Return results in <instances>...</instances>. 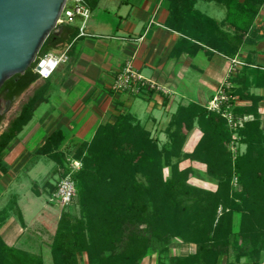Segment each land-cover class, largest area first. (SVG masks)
<instances>
[{
	"label": "trees",
	"instance_id": "trees-1",
	"mask_svg": "<svg viewBox=\"0 0 264 264\" xmlns=\"http://www.w3.org/2000/svg\"><path fill=\"white\" fill-rule=\"evenodd\" d=\"M220 1L227 7V21L193 10V1L172 0V17L167 23L192 32L187 35L234 57L243 43L264 38V20H256L264 0ZM62 26L60 35H49L39 55L75 31L71 25ZM34 66L9 78L0 95L14 102L40 77ZM230 79L236 84L231 91L240 99L251 100L247 105L235 104L234 113L253 115L236 131L228 126L222 112L189 102L172 114L164 142L132 114L124 113L114 123L101 126L90 142L82 144L74 156L82 162L81 167L72 170L67 164L62 173L65 176L72 171L78 213L72 212L73 204L62 208L50 243L52 264H140L155 245L157 264H261L264 126L258 105L262 96L251 93L250 87L252 83L264 85V70L246 65ZM32 110L33 102L25 103L0 134V160L31 119ZM4 120L0 102V128ZM195 126L201 136L188 151L186 141ZM236 132L246 143L245 152L237 156L230 146ZM62 137L56 131L46 144H58ZM46 146L42 148L44 153L65 164L61 151H51ZM186 159L206 164L207 177L216 183L214 190L189 182L199 172L191 165L182 167L181 161ZM57 182L51 184L49 195L56 190ZM18 208L13 197L0 209V228ZM174 240L192 243L195 250L171 254ZM84 255L87 261L82 263ZM0 264L47 263L42 254L10 245L0 233Z\"/></svg>",
	"mask_w": 264,
	"mask_h": 264
},
{
	"label": "crops",
	"instance_id": "crops-1",
	"mask_svg": "<svg viewBox=\"0 0 264 264\" xmlns=\"http://www.w3.org/2000/svg\"><path fill=\"white\" fill-rule=\"evenodd\" d=\"M86 1L91 7V16L86 22L87 34H79L82 21L77 17L68 24L75 31L49 49L67 48L68 60L50 77H39L22 93L19 101L10 102L8 106L15 114L6 128L25 103L33 102L31 119L10 142L0 160V209L13 197L19 207L0 228L10 245L20 247L16 242L21 232L30 227L16 191L21 175L30 176L31 170L41 162L55 161L59 165L50 153H44V146L51 151L75 150L90 142L101 126L114 123L124 113L132 114L164 142L166 128L178 106L189 102L207 106L223 86L228 94L235 96L231 91L236 86L230 79L233 74L246 65L264 70V38L255 43H243L239 52L229 57L187 35L192 32L170 27L167 22L172 17V0ZM192 1L193 10L217 21H227V7L222 1L185 0ZM187 11L185 8V13ZM256 20H264V5ZM234 59L241 61V65L234 63ZM128 62L164 89L140 93L115 91L112 84ZM252 84L251 93L264 95L263 84ZM236 103L247 105L251 100L239 98ZM261 107L260 112L263 111ZM247 116L252 114L242 117ZM56 131L61 132L62 139L58 144H46ZM15 214L21 215L22 229L16 225ZM34 229L49 227L41 220ZM9 232L12 233L10 240L15 241L7 239ZM52 239L42 241V245L50 247Z\"/></svg>",
	"mask_w": 264,
	"mask_h": 264
},
{
	"label": "rangeland",
	"instance_id": "rangeland-1",
	"mask_svg": "<svg viewBox=\"0 0 264 264\" xmlns=\"http://www.w3.org/2000/svg\"><path fill=\"white\" fill-rule=\"evenodd\" d=\"M235 88L236 87H234V89ZM233 94L236 97L234 96V99L230 98L228 101H230L229 103L232 104V108L234 109L235 104H237L236 101L237 99H239V97L234 92ZM22 96L23 94L19 96L16 99V101L17 100L19 101L22 98ZM262 99H264V95H262ZM258 105L260 107L262 106L261 110L263 111H261V118L264 126V100L263 102L259 101ZM14 114L15 111L9 108V110L5 114V120L3 121L0 132L6 128L7 122ZM235 116L236 118H238V120L235 121L236 124L235 125L230 124L231 126H233L232 128H234L235 131L238 130V128H240L241 126H243V123L246 120L253 118V115L247 116L248 119H244V117L238 116L236 114ZM156 135L157 134L154 133V136ZM200 136H201V130L199 129L198 126H195L189 132L185 149L191 151L194 148ZM165 139H167V137H165ZM230 146L233 151V155L235 156L244 153L246 150V143H243L241 141V138L237 132L234 134V136H232V139L230 141ZM81 148L82 146L76 148L75 150L61 151V153L63 154L62 158L65 161V164L63 165L62 164L56 165L55 161H50L49 163L41 162L31 170L30 176L22 172L23 174L21 175V180L18 184V189L16 190L19 194V203L25 213L26 220L30 225V227L24 233L21 232V235L18 238L16 245L22 247L23 249L42 254L47 264H52L53 261L52 252L49 246L42 245V241L49 242L53 238V235L57 228L59 216L62 211L61 204H59L58 202L50 201L48 199L49 198L48 191L49 188H51V184H53L54 182L58 181L61 177H63L62 173L63 170L66 168V165L69 164L71 166L73 160L76 159L74 156ZM187 165H191L199 172V176L191 177L189 179V182L213 190L216 188L215 181L211 180L206 175L205 163H202L200 161H191L189 159L181 161L182 167ZM165 172L166 175H169L170 173L169 168H166ZM234 185L235 187L237 186V177L234 178ZM37 193H39L40 195H38ZM75 203L76 200L73 202V208H71V210L74 213H78V206ZM20 216L21 215L18 214V216H16L15 218L17 220L16 225H18V229H22V226L20 224L21 221ZM41 220L45 221L48 224L49 229H43V230L34 229L36 223ZM237 223L238 222H236V224ZM11 236H12L11 232H9L8 235H6L8 240H10ZM10 241L12 242L15 240H10ZM157 248H158L157 245L151 247L150 254L144 260H142L140 264H157V252H156ZM194 250H195L194 244L179 240H174L171 243V248H170L171 254L188 253ZM242 260H245V258H243ZM86 261H87L86 255L81 256V262L84 263Z\"/></svg>",
	"mask_w": 264,
	"mask_h": 264
},
{
	"label": "water",
	"instance_id": "water-1",
	"mask_svg": "<svg viewBox=\"0 0 264 264\" xmlns=\"http://www.w3.org/2000/svg\"><path fill=\"white\" fill-rule=\"evenodd\" d=\"M66 2L0 0V90L9 78L36 63L51 33L61 34L63 26L58 20ZM0 102L1 113L6 114L10 101L1 94Z\"/></svg>",
	"mask_w": 264,
	"mask_h": 264
},
{
	"label": "built area",
	"instance_id": "built-area-1",
	"mask_svg": "<svg viewBox=\"0 0 264 264\" xmlns=\"http://www.w3.org/2000/svg\"><path fill=\"white\" fill-rule=\"evenodd\" d=\"M91 16V7L86 0H67L63 12L58 20L60 24H69L75 20V18L80 17L82 24L79 27V34H87L86 22ZM69 58L67 48L64 50H49L43 55H39L34 71L39 74L42 78L50 77L58 66L67 61ZM236 64H241V61L233 60ZM112 88L115 91H129L133 93H140L142 90H152V89H164L162 86L144 76L141 72L135 69L132 62H128L123 70L115 78ZM234 98L226 91V87H221L217 94L209 101L207 104L208 108L220 111L227 118L229 125H235L236 118L232 104L229 103V99ZM247 119V117H244ZM230 125V126H231ZM233 127V126H231ZM82 162L78 159H74L71 163L72 170L80 168ZM76 183L72 177V171L67 175L61 177L57 182L56 190L49 195V200L58 202L63 207H70L73 204L74 198L76 196ZM264 264V257L261 262Z\"/></svg>",
	"mask_w": 264,
	"mask_h": 264
},
{
	"label": "flooded vegetation",
	"instance_id": "flooded-vegetation-1",
	"mask_svg": "<svg viewBox=\"0 0 264 264\" xmlns=\"http://www.w3.org/2000/svg\"><path fill=\"white\" fill-rule=\"evenodd\" d=\"M3 96H4V98H6V97H5V94H3Z\"/></svg>",
	"mask_w": 264,
	"mask_h": 264
}]
</instances>
